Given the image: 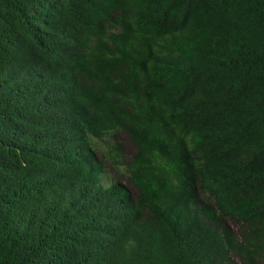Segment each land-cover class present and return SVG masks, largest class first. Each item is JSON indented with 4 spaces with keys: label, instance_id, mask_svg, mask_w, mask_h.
<instances>
[{
    "label": "trees",
    "instance_id": "16d2710c",
    "mask_svg": "<svg viewBox=\"0 0 264 264\" xmlns=\"http://www.w3.org/2000/svg\"><path fill=\"white\" fill-rule=\"evenodd\" d=\"M263 261L264 0H0V264Z\"/></svg>",
    "mask_w": 264,
    "mask_h": 264
},
{
    "label": "rangeland",
    "instance_id": "374dc122",
    "mask_svg": "<svg viewBox=\"0 0 264 264\" xmlns=\"http://www.w3.org/2000/svg\"><path fill=\"white\" fill-rule=\"evenodd\" d=\"M113 142L120 144L122 153H124V161L127 162L130 161L136 148L133 142L131 141V139L128 137V135L125 132H117L111 139L101 144L102 150L108 152V150L113 147ZM105 164H106V168L108 169V172L113 176L114 180L118 179L121 182V184L129 188L133 193L135 192L132 185L130 184V181L128 180V176L125 173V170L122 167V165H120L122 174H118L117 169L113 167L108 161H105ZM106 177L107 175H105V179ZM110 182L112 181L110 180ZM104 183L106 184V182ZM109 184L110 183L108 181L107 185ZM228 224H230V226L233 228L234 232L238 236H240L243 233V227L238 222L234 220H229Z\"/></svg>",
    "mask_w": 264,
    "mask_h": 264
},
{
    "label": "clouds",
    "instance_id": "9594fccd",
    "mask_svg": "<svg viewBox=\"0 0 264 264\" xmlns=\"http://www.w3.org/2000/svg\"><path fill=\"white\" fill-rule=\"evenodd\" d=\"M229 220H231V219H229ZM229 220H227V223L229 222ZM235 221V220H234ZM236 222H238L239 224H241V226L244 228L245 227V225L244 224H242L241 222H239V221H237L236 220ZM229 226H230V224H229ZM230 228L233 230V228L230 226ZM234 231V230H233ZM243 231H244V229H243ZM238 236V235H237ZM239 238L241 237V235L240 236H238ZM262 264H264V261L262 262Z\"/></svg>",
    "mask_w": 264,
    "mask_h": 264
},
{
    "label": "bare ground",
    "instance_id": "6f19581e",
    "mask_svg": "<svg viewBox=\"0 0 264 264\" xmlns=\"http://www.w3.org/2000/svg\"><path fill=\"white\" fill-rule=\"evenodd\" d=\"M156 24V23H155Z\"/></svg>",
    "mask_w": 264,
    "mask_h": 264
}]
</instances>
